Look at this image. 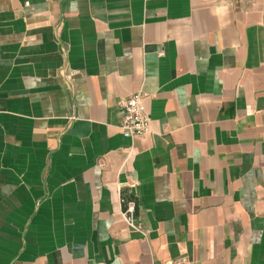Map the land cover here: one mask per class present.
I'll list each match as a JSON object with an SVG mask.
<instances>
[{
	"label": "crops",
	"instance_id": "crops-1",
	"mask_svg": "<svg viewBox=\"0 0 264 264\" xmlns=\"http://www.w3.org/2000/svg\"><path fill=\"white\" fill-rule=\"evenodd\" d=\"M180 257L264 264V0H0V264Z\"/></svg>",
	"mask_w": 264,
	"mask_h": 264
},
{
	"label": "built area",
	"instance_id": "built-area-1",
	"mask_svg": "<svg viewBox=\"0 0 264 264\" xmlns=\"http://www.w3.org/2000/svg\"><path fill=\"white\" fill-rule=\"evenodd\" d=\"M76 71H72V74H76ZM143 95L140 92L132 94L120 101L119 107L123 113L119 128L123 137L134 139L136 137H142L150 132V117L147 114L144 105L142 103ZM121 216L123 221L132 230L139 231L138 219L136 217V201L135 199L127 195H121ZM168 264H206L203 262H196L188 260L184 257L177 258L170 261Z\"/></svg>",
	"mask_w": 264,
	"mask_h": 264
}]
</instances>
